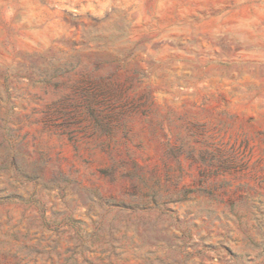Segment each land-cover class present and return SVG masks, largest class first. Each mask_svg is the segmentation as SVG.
<instances>
[{"label": "rangeland", "instance_id": "1", "mask_svg": "<svg viewBox=\"0 0 264 264\" xmlns=\"http://www.w3.org/2000/svg\"><path fill=\"white\" fill-rule=\"evenodd\" d=\"M0 264H264V0H0Z\"/></svg>", "mask_w": 264, "mask_h": 264}, {"label": "trees", "instance_id": "2", "mask_svg": "<svg viewBox=\"0 0 264 264\" xmlns=\"http://www.w3.org/2000/svg\"><path fill=\"white\" fill-rule=\"evenodd\" d=\"M12 165L15 166V163L13 162ZM15 198H17V197H16V196H13V195L10 194V195H8V196L5 198V201H6V200H12V199H15ZM31 201H32V200H29V201H27V203H30Z\"/></svg>", "mask_w": 264, "mask_h": 264}]
</instances>
